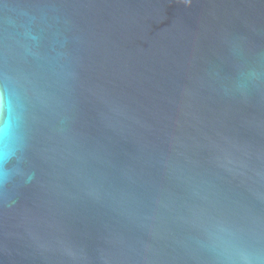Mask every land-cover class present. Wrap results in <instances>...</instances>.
<instances>
[{
  "label": "water",
  "instance_id": "95a60500",
  "mask_svg": "<svg viewBox=\"0 0 264 264\" xmlns=\"http://www.w3.org/2000/svg\"><path fill=\"white\" fill-rule=\"evenodd\" d=\"M0 264H264V0H0Z\"/></svg>",
  "mask_w": 264,
  "mask_h": 264
}]
</instances>
